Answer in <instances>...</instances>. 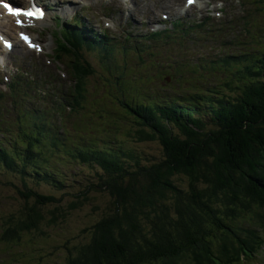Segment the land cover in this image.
Here are the masks:
<instances>
[{
	"label": "trees",
	"instance_id": "trees-1",
	"mask_svg": "<svg viewBox=\"0 0 264 264\" xmlns=\"http://www.w3.org/2000/svg\"><path fill=\"white\" fill-rule=\"evenodd\" d=\"M181 27L175 25L174 33L192 32L197 25ZM169 39L177 41L167 32L148 36L155 43ZM107 40L106 32L94 29L85 35L79 19L68 22L57 50L73 82L64 93L68 97L54 101L40 90L37 97L38 83L22 76L11 83L12 112L0 96V175L13 174L20 182L11 185L20 197L38 204L11 214L3 223L4 238L20 242L23 233L43 234L60 216L89 202L96 215L89 240L75 252L69 249L66 264L257 260L264 249V49L221 59H237L233 65L227 61L232 66L223 69L222 83L205 82L202 90L161 102L154 95L143 99L140 81L127 79L114 62L116 46ZM91 57L118 80L123 115L130 119L122 137H82L64 124L68 108L69 116L86 109V88L96 73ZM184 68L180 62L177 69ZM135 80L137 95L128 98ZM112 128L120 130L118 124ZM82 167L92 181L69 203L38 189L64 191ZM91 192L107 200L90 198Z\"/></svg>",
	"mask_w": 264,
	"mask_h": 264
},
{
	"label": "rangeland",
	"instance_id": "rangeland-1",
	"mask_svg": "<svg viewBox=\"0 0 264 264\" xmlns=\"http://www.w3.org/2000/svg\"><path fill=\"white\" fill-rule=\"evenodd\" d=\"M82 2V7L78 6V2ZM124 1V2H123ZM156 0H135L136 3L143 4H153ZM199 4L205 8L200 9L198 7L190 8L188 6L187 0H177L182 4L178 13L174 12V8L178 6L169 5L171 10L165 9L164 7H156L155 12L159 19L158 24H151L149 29H143V25H148L149 19L143 17L142 13L136 9L134 3H130L135 12V16L129 17L127 14L121 16L116 8L128 5L125 0H115L111 3V0H69L70 4L75 5L71 9V13L77 10V17H82L87 25L96 28L98 31L107 30L109 36L114 39H123L127 32L134 31L133 36L136 38L146 37L148 32H152L156 29H163L165 26L172 27L173 22L178 20H183V22L188 23H198L205 17H211L210 13L215 10L216 4L220 3L222 5L225 15L222 18L214 20H228L231 16L234 18V23L236 26L225 32L222 29L217 31L216 40H208L198 42L199 30H195L189 34L186 38V47L174 46V45H161V44H151L150 47L142 51V56L144 61L139 62L136 58V54L128 56L127 59L130 65L126 69L127 79L138 77L140 72L146 67L153 63L163 62L165 70L163 72H154L149 75L146 81H142V78H138L141 83L137 86L144 91L142 92L143 99H147L146 95H155L161 102L182 99L178 92L182 87L191 88L190 84L184 83L187 76L179 75L177 73V68L173 64V60H180L186 63V66H191L198 61V58L202 55L205 57L219 56L223 57L229 54V51L216 50L217 48L228 49L229 47H236L233 44L239 42H230L231 32H239L237 34L239 37L235 39H245L244 33L247 28L243 22V17L246 15L247 19L252 20V25L248 28L251 30V34L255 37L257 45L255 47L264 46V9L259 10V6L252 3V0H242L244 2L239 3V0H197ZM216 3V4H215ZM262 6V3H260ZM1 9V8H0ZM185 9L186 12L181 11ZM2 11V10H1ZM69 13L68 15L71 20L73 15ZM229 14V15H228ZM248 15V16H247ZM164 16V17H163ZM169 16L168 21H164V18ZM63 21L65 19L61 18ZM134 20L137 24L141 25V30L134 28H129V26L123 29V26L132 25ZM130 22V23H129ZM129 23V24H128ZM36 30L34 31V38L39 41L41 52L31 51L27 47L22 46L21 48L17 46L14 51L6 52L4 45L0 40V58L3 55H8V67H3L2 62H0V68L3 67L4 70H0V79L5 75L4 71L17 70L24 71L25 69L39 70L38 73L44 71H50L55 79L63 84L60 86L64 88V84L70 85L72 82L69 80L68 67L66 65H59L57 62L51 58L56 44L54 43L53 37L50 33H47L45 29L36 25ZM55 25L49 24L47 30L53 29ZM212 26L211 28H213ZM204 30L201 35L206 37L212 31V29ZM11 37H14L16 31L9 30L5 31ZM214 32V31H213ZM6 34V33H5ZM7 34V35H8ZM234 39V38H233ZM251 39V38H250ZM123 41V40H122ZM250 41V40H249ZM120 42V41H118ZM238 54L241 52L248 51V45L243 48H237ZM199 52V53H198ZM175 58H170L174 56ZM6 58V57H4ZM96 67V73L91 76L89 80L88 88H86V107L85 110L79 113H74V119L72 123L76 125L74 131L78 130L82 137H122L126 129L127 123L130 119L123 115L125 109L121 106L122 102L119 98H122V94L116 85L118 81L112 76L110 71H107L105 65L96 62L94 58H90ZM121 64V62H120ZM118 65V64H117ZM119 66V65H118ZM170 66V67H168ZM196 73L202 70V65L197 64L192 68ZM44 74V73H43ZM7 75V74H6ZM215 77L210 78V82L220 81L222 75L220 71L215 72ZM175 76L181 85H176L175 87H167L172 81L169 79L165 81V78ZM167 80V79H166ZM143 82V83H142ZM167 82V83H166ZM130 84L135 85L137 81H130ZM174 86V84H173ZM136 87V85H135ZM5 87L0 83V91H3ZM127 90L133 91V95L127 93L128 98H132L136 94L134 87H127ZM122 112V114H121ZM128 114V111L126 112ZM132 118V117H131ZM118 124L119 128H112L113 125ZM133 143L132 141H129ZM135 145V143H133ZM19 179L15 178L13 174L10 175H0V264H64L65 263V248L71 247L72 245L82 244L89 240V235L87 234L90 227L94 223L95 213L92 211V206L89 202L83 205L81 208L71 210L65 218L61 217L58 220L57 226H52L46 228V232L43 234H38L37 232H26L22 234V239L20 242H5L2 237L3 223L7 220L11 214L17 213L21 209L29 205H38L35 201L27 203L19 195L18 189L12 186V183H18ZM92 181L90 173L82 167L78 173L72 174L67 184L71 187L66 188L64 191H53L47 186H41L38 189L43 193H54L57 197L64 199L65 203H69L72 198L79 193V188H83ZM19 186V185H18ZM35 187V185H32ZM68 191L69 194L61 195ZM90 198L96 197L98 200H107V195H98L97 192H91L89 194ZM62 204H64L62 202ZM52 207H48L50 209ZM47 209L46 212L48 211ZM49 218V217H48ZM251 264H264V250L261 252L258 260Z\"/></svg>",
	"mask_w": 264,
	"mask_h": 264
},
{
	"label": "bare ground",
	"instance_id": "bare-ground-1",
	"mask_svg": "<svg viewBox=\"0 0 264 264\" xmlns=\"http://www.w3.org/2000/svg\"><path fill=\"white\" fill-rule=\"evenodd\" d=\"M114 1L115 0H111V3H114ZM130 3H132V4L134 3V5H135V0H130L129 2H127L128 5H126V6H121L120 8H116V10L119 12V14L121 16H125L126 14L129 17L135 16V12L133 11L134 9L130 5ZM260 3H258L257 5L260 6ZM169 5L178 6L177 8H174L175 13H178L177 10L182 8V4L180 2H177V0H156L153 4L136 3V5H135L136 9L142 13L143 17H147L149 19L148 25L142 26V27H145L143 29H149L151 24H154V23L156 24L159 21V19L157 17V13H154L156 7L166 6L165 9H168L170 11L171 8H169ZM54 6L58 9V11L60 9H62L61 11L65 14H66V12L70 11L73 7H75V5L69 3V0H57ZM195 7H198L200 9H205L201 5V3L199 4V2H196V4L191 6V8H195ZM183 11L186 12V14H187V10H185V9H183L180 13H182ZM68 14L69 13H67L66 16L70 17ZM180 15H182V14H180ZM6 19H8V21H10L11 18L6 17ZM132 25L137 30H141V29H139V28H141V25L137 24V22L135 20H134ZM13 26L14 25H12V23L8 22V24H5L3 21H0V31H9L10 29H13V28L20 30L19 28L15 27V26L13 27ZM127 26L128 25L123 26V29ZM93 29L94 28L90 27L89 25L84 24L85 35H86V32H90V30H93ZM3 56L6 58H4V57L0 58V62H2L3 67L4 66L6 67V66H8V64H6L7 56L6 55H3Z\"/></svg>",
	"mask_w": 264,
	"mask_h": 264
},
{
	"label": "snow or ice",
	"instance_id": "snow-or-ice-1",
	"mask_svg": "<svg viewBox=\"0 0 264 264\" xmlns=\"http://www.w3.org/2000/svg\"><path fill=\"white\" fill-rule=\"evenodd\" d=\"M0 2H2V0H0ZM194 2H195V0H187V3H188L189 6H191ZM3 7L5 9H7L8 13L10 15H12V16H17V17L25 16V17H29V18H33L34 17L36 19L43 18V12L39 8L34 7V6L31 7L30 9L25 10L22 7L16 8V7H12L9 3H3ZM16 23L19 26L23 27V22L22 21L17 20ZM21 38L24 39L26 42H28L31 47H38V46L32 44L27 36L21 34ZM6 46L7 47H11V45L7 44V42H6Z\"/></svg>",
	"mask_w": 264,
	"mask_h": 264
}]
</instances>
